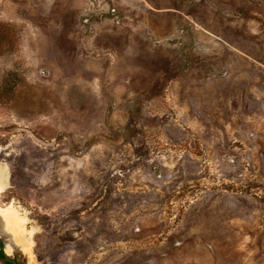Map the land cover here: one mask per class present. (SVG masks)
<instances>
[{
    "label": "rangeland",
    "instance_id": "rangeland-1",
    "mask_svg": "<svg viewBox=\"0 0 264 264\" xmlns=\"http://www.w3.org/2000/svg\"><path fill=\"white\" fill-rule=\"evenodd\" d=\"M0 23L7 253L264 264V0H0Z\"/></svg>",
    "mask_w": 264,
    "mask_h": 264
},
{
    "label": "bare ground",
    "instance_id": "bare-ground-1",
    "mask_svg": "<svg viewBox=\"0 0 264 264\" xmlns=\"http://www.w3.org/2000/svg\"><path fill=\"white\" fill-rule=\"evenodd\" d=\"M5 174L4 168L0 166V193L2 192L5 186ZM1 209V208H0ZM0 221L2 223H6L10 228L15 227L16 225H21V230L24 228V224L26 222L25 217L19 213L18 209L15 208L12 204H8L4 209L2 214H0ZM5 226V225H3ZM30 235L32 231L29 230ZM16 246L23 247L26 244V241L22 237H18L14 242Z\"/></svg>",
    "mask_w": 264,
    "mask_h": 264
},
{
    "label": "flooded vegetation",
    "instance_id": "flooded-vegetation-1",
    "mask_svg": "<svg viewBox=\"0 0 264 264\" xmlns=\"http://www.w3.org/2000/svg\"><path fill=\"white\" fill-rule=\"evenodd\" d=\"M0 240V264H24L23 258L20 257L21 253H7L5 250V243L1 236Z\"/></svg>",
    "mask_w": 264,
    "mask_h": 264
},
{
    "label": "trees",
    "instance_id": "trees-1",
    "mask_svg": "<svg viewBox=\"0 0 264 264\" xmlns=\"http://www.w3.org/2000/svg\"><path fill=\"white\" fill-rule=\"evenodd\" d=\"M5 24L0 23V27H4Z\"/></svg>",
    "mask_w": 264,
    "mask_h": 264
},
{
    "label": "water",
    "instance_id": "water-1",
    "mask_svg": "<svg viewBox=\"0 0 264 264\" xmlns=\"http://www.w3.org/2000/svg\"><path fill=\"white\" fill-rule=\"evenodd\" d=\"M1 241V240H0ZM8 260H10V259H8Z\"/></svg>",
    "mask_w": 264,
    "mask_h": 264
}]
</instances>
